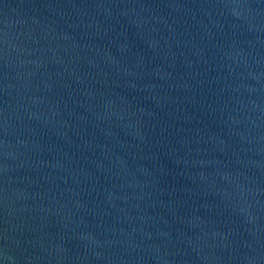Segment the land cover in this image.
Instances as JSON below:
<instances>
[{
  "label": "water",
  "instance_id": "obj_1",
  "mask_svg": "<svg viewBox=\"0 0 264 264\" xmlns=\"http://www.w3.org/2000/svg\"><path fill=\"white\" fill-rule=\"evenodd\" d=\"M0 264H264V0H0Z\"/></svg>",
  "mask_w": 264,
  "mask_h": 264
}]
</instances>
